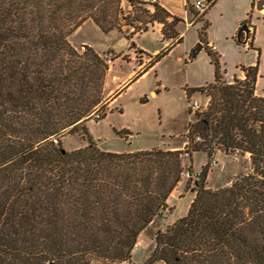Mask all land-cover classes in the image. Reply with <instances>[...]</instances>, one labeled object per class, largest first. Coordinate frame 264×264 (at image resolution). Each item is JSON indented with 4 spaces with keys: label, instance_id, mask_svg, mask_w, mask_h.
<instances>
[{
    "label": "trees",
    "instance_id": "trees-1",
    "mask_svg": "<svg viewBox=\"0 0 264 264\" xmlns=\"http://www.w3.org/2000/svg\"><path fill=\"white\" fill-rule=\"evenodd\" d=\"M122 1L0 0V264L129 260L138 237L162 218L181 183L184 157L191 160L199 152L209 161L218 152L248 157L251 172L212 190L206 166L187 214L159 230L144 264H264V97L256 92L258 66L242 67V79L225 81L220 55L207 40L208 20L199 40L214 79L192 91L205 92L208 104L199 112L189 108L193 118L182 150L102 151L84 126L99 110L106 109L101 120L110 111L104 95L109 59L71 45L69 37L79 28L91 21L103 33L123 34L131 27V40L162 24L163 38L174 42L150 66L183 43L177 32L181 18L141 2L154 14L146 11L123 24ZM217 1L208 0L210 7ZM196 56L195 50L190 59ZM80 128L87 146L68 152L61 139Z\"/></svg>",
    "mask_w": 264,
    "mask_h": 264
},
{
    "label": "rangeland",
    "instance_id": "rangeland-1",
    "mask_svg": "<svg viewBox=\"0 0 264 264\" xmlns=\"http://www.w3.org/2000/svg\"><path fill=\"white\" fill-rule=\"evenodd\" d=\"M200 1L208 2V0ZM141 2L146 1L123 0L120 3L121 15L127 18L123 24L137 18L140 14H145L146 11L150 12V15L154 14V9L150 5ZM188 2L191 9L188 10L189 21L193 20L195 23L192 27L179 24L178 30L183 33V44L180 43L172 47L157 64V68L151 76L140 81L126 93L114 107L118 111L115 109L109 111L104 120L93 116L84 125L90 132L94 143L102 151L131 153L139 148L168 151L171 147L183 145L186 141L189 122L193 118V113L189 115L188 112L189 101L198 102L201 110L206 108L208 102L205 92L195 94L192 91L212 84L214 79V71L204 49H200L194 59L186 58V55L191 56L192 52L197 51L200 46L198 35L205 20L211 24L207 31V40L220 55L224 80L231 82L235 78L242 79L244 77L242 67L248 68L257 65L259 78L256 82V92L258 97H264V12H262L264 5L256 7L255 3L254 13L250 17L251 2H249V9L243 21L244 25L248 26L249 32L246 31L247 29H243L240 36L242 42H240L237 40V34L242 28L241 25L238 24L237 30L230 33L237 25L235 19L243 12L244 4L241 0H231V2L222 0L212 11L208 12V15L206 13L202 17L195 16L197 11L193 6L196 0H188ZM167 22L172 23V18H168ZM153 28L150 27L149 30ZM124 30L123 34L117 30L103 33L96 24L90 21L69 37V40L78 51L83 52L91 48L110 61L114 56L121 55L122 61L115 63V72L120 74L128 71L129 68L126 65L129 61L144 63L139 71L141 73L149 68L155 60V58L150 61L144 60L145 56L139 50L133 49L132 44L135 48L144 49L153 57L156 49L159 50V53L168 49L158 33V29L137 35L131 40L126 35L130 34L133 28L125 27ZM244 42L247 43L244 44ZM109 65H111L110 62ZM115 79L114 77L113 80ZM106 84L105 80V101L109 102L114 95L120 92L122 87L120 81ZM152 90L156 93L155 96L150 94ZM104 111L106 112V109L99 110L97 114L102 118ZM122 132L130 133L135 137V140L129 139L126 134L119 135ZM86 139L80 128L72 135L66 132L61 142L63 147L71 152L85 148L87 146ZM208 158L204 152L194 154L191 160L189 157H184L185 173L181 176L182 181L171 193L162 218L157 219L138 237L136 248L143 256L140 258L138 255H134L132 261H140L141 264L148 261L151 252H153L155 237L159 230L165 231L167 227L165 222L174 209H178L175 218L186 209L188 212V205L195 196L193 190L196 189V183L200 181L199 175L206 166L209 172L206 186L212 190L228 187L237 177L251 172L249 158L239 154L225 155L223 152H218L210 161ZM188 172H190V177L186 176ZM155 264L164 263L158 261Z\"/></svg>",
    "mask_w": 264,
    "mask_h": 264
},
{
    "label": "crops",
    "instance_id": "crops-1",
    "mask_svg": "<svg viewBox=\"0 0 264 264\" xmlns=\"http://www.w3.org/2000/svg\"><path fill=\"white\" fill-rule=\"evenodd\" d=\"M159 1H160L159 6H161L164 9H166V11L171 14V16H175V17L181 18L182 21H183L182 24H185L187 27H192L194 25L195 22L193 20L192 21H189V17H188V15H189L188 10L190 9V7H189L190 4H189L188 0H159ZM198 1H200V0H198ZM220 1H222V0H218L214 6L210 7L207 10V15H208V12L212 11V9H214L216 7V5ZM228 1L231 2V0H228ZM252 1L253 0H241V2L244 4L243 12L241 13V15H239V17H237L235 19V22H236L237 25L235 26L234 30L230 34H232L233 32H235L237 30L238 24L242 26V23L244 21V16L247 14L248 9H249V2H251V12H250V15L249 16L251 17V15L254 13L255 4L253 5ZM262 12H264V11H262ZM191 23H193V24L190 26ZM178 27H179V25H178ZM178 27H177V30L179 29ZM156 29H158L157 30L158 33L162 37V39L165 42L166 46L169 48L172 45L173 40L172 41H167V40H165L163 38V35H162V32H161V30H163V25L162 24H156V26H154V28L152 30H148V31H154ZM179 31L180 30L177 31L180 34L179 37H182L183 36V33L179 32ZM147 32H144V33H141V34H138V35H142V34H145ZM198 37H199V35H198ZM199 42H200V40H199ZM199 48H200V46H199ZM134 49L135 50H139L142 53V55L145 56L144 60L147 59V60L150 61V60H152L153 58H155L159 54V50L158 49H156L154 51V55H155L154 57L151 56V55H149V53H147V51H145L142 48H139V47L137 48L136 47ZM186 58L190 59V56L189 55H186ZM118 61H122L121 55L118 56V57H117V55L114 56V58L110 61V64L111 65H109L108 76H106V83H107L106 85H109V84L113 83L114 81H116V83L120 81V86L122 87L121 90H120V92L117 93V95H114L111 98V100L109 101V107H110L109 110L110 111H113L114 109L116 111H118V109L117 108H114V107L122 100V98L126 95V93H128L131 89H133V87L136 84H138L140 81H142L143 79H145L147 77L149 78L151 76V74L156 70L157 64L159 62H161V60H160L154 66H149V68L145 69L144 71H142L140 73L139 71H140L141 67L144 65V63H139V62L136 63L135 61L132 60V61H129V63H127V65H126L129 68L128 71L120 74V73L115 72V63L118 62ZM114 77L116 78L115 80H113ZM150 94L152 96H155L156 95V93L153 92V90H152V92ZM207 104H208V102L206 103V106H207ZM128 136H129V139L135 140V137L133 135H131L130 133L127 134V137ZM184 146H185V143H183V145L180 146V147H178V146L171 147V148L168 149V151L169 150H172V151L173 150H182L184 148ZM140 150H146V149L139 148L137 150L131 151V153L136 152V151H140ZM146 151H151V150H146ZM193 199H194V197L190 201V204L193 201ZM189 205H188V207H189ZM186 212H187V209H186L185 212H183L184 214L183 213H180V216H178L177 218H175L174 216L176 215V213H178V209H174L173 212L168 216V218H167V220L165 222L166 223V226H170L175 221H177V220L181 219L182 217H184Z\"/></svg>",
    "mask_w": 264,
    "mask_h": 264
},
{
    "label": "built area",
    "instance_id": "built-area-1",
    "mask_svg": "<svg viewBox=\"0 0 264 264\" xmlns=\"http://www.w3.org/2000/svg\"><path fill=\"white\" fill-rule=\"evenodd\" d=\"M144 1H146L147 3H149L150 5H152V6H154V5H159V3H160V1L159 0H144ZM195 9H196V11H197V15L198 16H202V15H205V13L207 12V10L209 9V7H210V3L209 2H201V1H196L195 2V4H194V6H193ZM193 23H191L190 24V26L192 25ZM108 63L110 62V59H109V61H107ZM190 109H191V111L192 112H199L200 110H201V107H200V105H199V103L198 102H196L195 100L194 101H191L190 100ZM94 117H96L97 119H99V115L98 114H96V115H94ZM55 143H56V141H54ZM215 165H216V163H215ZM190 172H188V173H186V176L187 177H190V174H189ZM137 246V245H136ZM136 246H135V248H134V250L131 252V257H130V259L129 260H126V261H124V262H121V263H118V264H141V262L139 261V262H134V261H132V257L134 256V255H138L140 258H142V254L140 253V250H138L137 248H136ZM154 246H155V241H154ZM154 246H153V248H154Z\"/></svg>",
    "mask_w": 264,
    "mask_h": 264
},
{
    "label": "water",
    "instance_id": "water-1",
    "mask_svg": "<svg viewBox=\"0 0 264 264\" xmlns=\"http://www.w3.org/2000/svg\"><path fill=\"white\" fill-rule=\"evenodd\" d=\"M263 5H264V0H259V1L256 2V7H260V6L262 7ZM243 29H247L246 31L249 32L248 26L243 25L242 28H241V30H240V32H238V34H237V40L240 41V42H242L241 39H240V36H241V33L243 32ZM246 39H247V37H246ZM245 43H247V42H244V44ZM199 50H200V48L198 47L197 52H199Z\"/></svg>",
    "mask_w": 264,
    "mask_h": 264
}]
</instances>
